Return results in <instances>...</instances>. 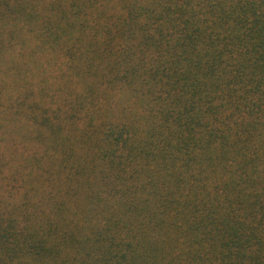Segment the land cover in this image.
Here are the masks:
<instances>
[{"label": "trees", "instance_id": "trees-1", "mask_svg": "<svg viewBox=\"0 0 264 264\" xmlns=\"http://www.w3.org/2000/svg\"><path fill=\"white\" fill-rule=\"evenodd\" d=\"M5 111L0 264H264V0H0Z\"/></svg>", "mask_w": 264, "mask_h": 264}, {"label": "rangeland", "instance_id": "rangeland-1", "mask_svg": "<svg viewBox=\"0 0 264 264\" xmlns=\"http://www.w3.org/2000/svg\"><path fill=\"white\" fill-rule=\"evenodd\" d=\"M9 81V80H8ZM7 88H10L8 82L6 85ZM9 113L5 111V113H2L0 115V162L2 161V157H5L4 154L8 153V140L10 137V134L17 136L18 133H16L13 129L14 125L9 121L8 119ZM2 163V162H1ZM2 168L4 169V172L8 171V167L4 166V164H1Z\"/></svg>", "mask_w": 264, "mask_h": 264}]
</instances>
